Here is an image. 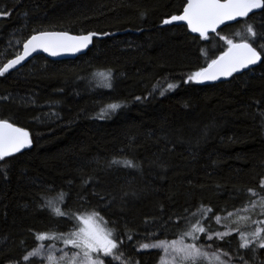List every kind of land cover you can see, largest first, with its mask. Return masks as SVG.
<instances>
[{
  "label": "trees",
  "instance_id": "trees-1",
  "mask_svg": "<svg viewBox=\"0 0 264 264\" xmlns=\"http://www.w3.org/2000/svg\"><path fill=\"white\" fill-rule=\"evenodd\" d=\"M184 4L0 0L8 13L0 15V67L36 32L97 34L74 59L39 55L0 76V120L32 140L0 161V264H26L22 257L46 242L36 241V233L73 228L42 208L61 191L65 212H98L122 241L114 253L120 259L103 258L104 264H157L160 250L141 245L179 238L197 220L206 229L197 244L227 253L233 263L264 264V249H241L238 232L222 240L214 234L222 229L215 218L264 198V62L226 81L184 83L227 48L221 36L251 42L246 28L253 25L252 46L261 51L264 10L202 40L184 25L162 24ZM109 69L110 89L93 75ZM168 84L176 87L166 90ZM112 103L121 108L101 118ZM114 159L138 167L112 165Z\"/></svg>",
  "mask_w": 264,
  "mask_h": 264
},
{
  "label": "snow or ice",
  "instance_id": "snow-or-ice-1",
  "mask_svg": "<svg viewBox=\"0 0 264 264\" xmlns=\"http://www.w3.org/2000/svg\"><path fill=\"white\" fill-rule=\"evenodd\" d=\"M254 9L264 10V0H187L183 6L182 14L172 15L169 19H165L163 24L169 25L176 21L186 22L188 29L192 33H198L200 39L207 40L210 32L215 33L217 27L225 21L235 20L237 17L246 18ZM0 15H8V13L0 11ZM246 31L251 42L244 41L234 43L231 39H226L221 36V40H225L227 48L221 52L215 59L207 62L206 67H201L198 71L193 72L187 77L184 83L190 81L203 82L214 81L220 77H229L233 73H237L242 69L249 68L250 65H255L257 62H264L262 53H264V45L261 46V51H258L252 44L258 38L257 32L253 25H248ZM97 35L94 32H89L86 35L73 36L67 32H47L39 31L31 35L23 43V51L21 54L15 55V58L9 59L0 67V76L14 70L16 66L21 65L33 52L43 50L50 55H58L61 52L76 53L88 47L92 42V38ZM104 35H108L104 33ZM239 35V34H238ZM105 88H112V72L111 70L97 71L94 74ZM176 85L168 84L166 90L175 88ZM155 88V86H154ZM164 91H160V95H164ZM137 101L145 99L136 97ZM121 108L118 103H112L101 110V118L108 112H115ZM32 140L29 132L23 128L16 127L8 120H0V161H5V158L12 157L15 153H19L22 149L30 147ZM6 162V161H5ZM112 165H122L125 168H136L138 165L132 160H113ZM260 189L264 191V180L260 181ZM248 194L251 196L258 195L253 189H248ZM67 194L60 192L54 199H48L42 205L54 219L66 218L68 222L73 224V229L68 233H36V241H62L65 246H71L75 250L71 258L72 264H104V259L112 257L113 260H119L120 256L114 255L116 250L122 244L115 238V230L101 228L98 221H103V217L98 212H92L90 215H76L71 210L65 212L62 205L66 202ZM261 205L264 207V199L261 200ZM252 206H255L253 202ZM203 208V206H201ZM245 210H247L245 208ZM212 212L207 209L206 215ZM196 214L193 213V216ZM233 212H228L226 218H231ZM218 222H219V218ZM242 220H247V217H241ZM237 221H233L236 223ZM255 223V222H254ZM264 224V221L260 222ZM201 221L197 220L195 224H191L188 231L181 234L178 241H160L154 244H142V248H154L161 250L164 256L161 258V264H169V260L165 259L171 256V264H200L201 259L207 261V264H225L220 256L216 253L209 254L202 247H198L196 241L200 239L199 234L204 233L206 229L200 226ZM236 231L239 234L241 249H247L250 245L256 244L257 247L264 249V227H256L254 231L247 233L239 229H232L223 233H216L218 239H224ZM184 237L190 238L193 243H184ZM131 238V237H130ZM208 239H212L211 236ZM53 245L49 244L47 250L43 243L37 248L22 257V261L26 264H32V258H37L40 264H65L67 255L57 256L51 250ZM254 250V249H253ZM64 252V249H60ZM101 254L103 258H101ZM227 255V253H225ZM16 264H20L17 261ZM111 264V261H109Z\"/></svg>",
  "mask_w": 264,
  "mask_h": 264
},
{
  "label": "rangeland",
  "instance_id": "rangeland-1",
  "mask_svg": "<svg viewBox=\"0 0 264 264\" xmlns=\"http://www.w3.org/2000/svg\"><path fill=\"white\" fill-rule=\"evenodd\" d=\"M262 199H264V198H260V197L256 198L254 201L255 202L254 207L252 206V204H253L252 203L250 207L246 208L247 210L244 209L243 211H241L239 213H234L231 218H226L227 216L222 217V218L217 217V218H219V222H218V219L215 218V222L222 227L220 233H223L225 231H231L232 229H239L241 231L250 233V232L254 231L255 228L258 226L264 227V224L260 223L261 221H264V207H262V205H261ZM86 215H90V214H86ZM241 217H247L248 219L242 220V219H240ZM233 221H237V222L233 223ZM97 223L99 224V226L101 228H105V227L107 228V226H105V224L102 221H98ZM214 234H216V232ZM209 236H211V235H209ZM180 238L181 237L176 238V239L171 240V241H167V242L178 241V240H180ZM157 242H151V243H147V244L151 245V244H154ZM184 243H186V244L193 243V241L188 237H184ZM43 244L45 245L46 250H47V246L49 244L53 245V248L51 249L53 251V253L56 254L57 256H63L66 254L67 259L65 261V264H72L71 258L73 256V253L75 252V250L72 249L71 246H65L63 244V242L59 241V240L46 241ZM197 246L202 247L203 250L208 252L209 254H212V253L218 254L220 256V259L223 260L225 262V264H241V263H233L225 255L220 254V253L215 252V251H212L209 248H207L205 244L201 243V244H197ZM60 249H64V252H60ZM140 249L151 250L154 248L150 247V248L145 249V248L140 247ZM160 252H161L160 259H159V262L157 264H161V258L164 256V253L161 250H160ZM101 258H103L102 254H101ZM165 259L169 260V264H171V261H172L171 256H167V257H165ZM37 260L39 261V259H37ZM45 264H46V262H45ZM200 264H207V261L204 259H201Z\"/></svg>",
  "mask_w": 264,
  "mask_h": 264
},
{
  "label": "water",
  "instance_id": "water-1",
  "mask_svg": "<svg viewBox=\"0 0 264 264\" xmlns=\"http://www.w3.org/2000/svg\"><path fill=\"white\" fill-rule=\"evenodd\" d=\"M186 2H187V0H185V3H186ZM182 11H183V8H182ZM182 11H181L179 14H177V15L182 14ZM260 11H261V9H254L253 12L249 14V16H250L251 14L258 13V12H260ZM169 18H170V17H169ZM169 18H166V19H169ZM242 19H244V18L237 17L235 20H232V21H225L223 24H221V25H219V26L217 27V31L220 30L222 27H224V26H226V25H230V24L236 23V22H238L239 20H242ZM164 20H165V19H164ZM164 20H163V21H164ZM162 24H163V22H162ZM172 24H173V25H184V26H186V28L188 29L186 22H183V21H176V22H173ZM163 25H165V24H163ZM169 25H171V24H169ZM188 31H189L190 34L199 37V34H198V33H192L189 29H188ZM217 31H216V32H217ZM47 32H63V31H47ZM216 32H215V33H216ZM67 33H68V32H67ZM68 34H69V35H73V36L86 35V34H72V33H68ZM211 34H214V33L210 32L208 35H211ZM29 38H30V37H29ZM240 42H244V41H238V42H234V43H240ZM91 43H92V42H91ZM91 43L88 45L87 48L82 49V50L79 51V52H76V53L61 52V53H59L58 55H55V56L50 55L49 53L44 52L43 50H37L36 52H33L28 58H26V60L23 61V62L21 63V65L16 66V68H15L14 70H16V69L22 67V66L25 65L27 62H29L32 58H34L35 56H39V55L44 56L45 58H47V59H49V60H53V61H60V60L74 59V58H76L77 56H80V55L84 54V53L88 50V48L91 46ZM22 51H23V44H22V46H21V50H20L19 54H21ZM13 58H15V57H13ZM13 58H12V59H13ZM6 63H7V62H6ZM259 63H260V62H257V64H255V65H250L249 68H247V69H242V70H240V71L237 72V73H241V72H243V71H245V70H248V69L254 68V67H256L257 65H259ZM10 71H11V70H10ZM233 74H236V73H233ZM233 74H232V75H233ZM229 77H230V76H229ZM229 77H220V78H218L217 80H214V81H203V82H201V83H217V82H222V81H226ZM15 126H16V125H15ZM16 127H18V126H16ZM26 148H28V147H26ZM26 148H24V149H26ZM22 150H23V149H22ZM22 150H21V151H22Z\"/></svg>",
  "mask_w": 264,
  "mask_h": 264
}]
</instances>
